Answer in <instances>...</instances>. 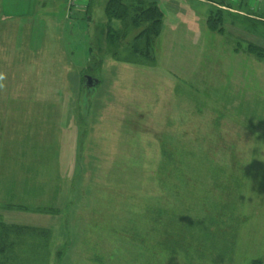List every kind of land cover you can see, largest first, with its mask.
<instances>
[{"label":"rangeland","instance_id":"374dc122","mask_svg":"<svg viewBox=\"0 0 264 264\" xmlns=\"http://www.w3.org/2000/svg\"><path fill=\"white\" fill-rule=\"evenodd\" d=\"M217 1L158 0L152 54L87 72L104 0H0V222L49 230L46 264L264 258V60L243 51L264 44L243 21L264 0ZM212 214L236 230L226 255L148 251L165 222L193 242Z\"/></svg>","mask_w":264,"mask_h":264},{"label":"trees","instance_id":"16d2710c","mask_svg":"<svg viewBox=\"0 0 264 264\" xmlns=\"http://www.w3.org/2000/svg\"><path fill=\"white\" fill-rule=\"evenodd\" d=\"M91 1L93 0H90L89 4H91ZM216 2L218 1L216 0ZM103 12L105 24L100 25L101 32L99 36L104 38L106 48L104 50L102 46V48L99 46L101 38L97 39V42L90 40L89 62L85 71L91 72L93 69L98 68L105 55L115 57L120 50L134 59L152 54L155 41L161 31L163 17L158 7V0H104ZM243 21L245 26L248 27L247 30H251L264 43V17L253 14L246 15ZM206 23L211 32L221 34L225 25L221 9L216 10V12L210 10ZM96 28H99V25H94V31ZM133 31H137L136 34H132L130 40L124 42ZM240 49L241 47H236L234 51L237 52ZM243 51L255 59L264 60V44L261 47L247 44ZM154 215L157 216L156 219L162 217L159 213ZM169 220L173 222L171 218ZM227 222L230 223L229 221L225 223ZM153 223L156 224L152 221ZM225 223L222 226L224 231L220 233L218 229L222 222L212 214L206 217V229H197L201 236L193 242H185L187 225L182 226L183 229L179 228L177 232L176 229L171 228L169 222H165L163 228H161V235L158 237H162V239L153 240L148 246L151 250L148 251L152 252L155 249L158 254L162 255L167 252L178 251L185 254L193 250L197 253L198 261H203L201 256H203L202 252L206 249L209 254L213 251H220L221 254L226 255L232 247L233 243L230 241H233L236 230H229L230 225ZM150 231L153 232L154 230L150 229ZM182 233L184 236L178 238L179 241L176 235L181 236ZM216 236L225 238L224 246H219L216 243ZM227 239L230 241H227ZM50 240L51 233L47 229L6 225L0 222V264H46ZM250 264H264V258L253 259Z\"/></svg>","mask_w":264,"mask_h":264},{"label":"water","instance_id":"95a60500","mask_svg":"<svg viewBox=\"0 0 264 264\" xmlns=\"http://www.w3.org/2000/svg\"><path fill=\"white\" fill-rule=\"evenodd\" d=\"M84 79H85V82H86V86L88 88H94L96 86V84H97L96 80H94V79H92V78H90L88 76H85Z\"/></svg>","mask_w":264,"mask_h":264},{"label":"crops","instance_id":"0c3cea01","mask_svg":"<svg viewBox=\"0 0 264 264\" xmlns=\"http://www.w3.org/2000/svg\"><path fill=\"white\" fill-rule=\"evenodd\" d=\"M89 1L90 0H76L75 3H73V4H74V6H76V8H82V7H84V6H82L84 4H86V5L88 4L89 5ZM84 8H86V6Z\"/></svg>","mask_w":264,"mask_h":264},{"label":"built area","instance_id":"2783aa9c","mask_svg":"<svg viewBox=\"0 0 264 264\" xmlns=\"http://www.w3.org/2000/svg\"><path fill=\"white\" fill-rule=\"evenodd\" d=\"M71 2H73V1H76V0H70Z\"/></svg>","mask_w":264,"mask_h":264}]
</instances>
